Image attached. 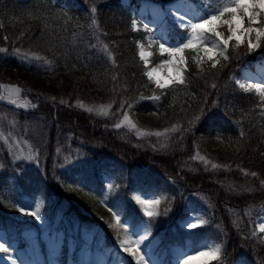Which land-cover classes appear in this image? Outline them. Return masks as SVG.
<instances>
[{"label": "trees", "instance_id": "obj_1", "mask_svg": "<svg viewBox=\"0 0 264 264\" xmlns=\"http://www.w3.org/2000/svg\"><path fill=\"white\" fill-rule=\"evenodd\" d=\"M142 1L0 0V230L40 232L15 218L27 197L65 237L77 238L78 225L98 231L101 249L116 248L120 231L93 197L106 188L136 225L144 217L132 193L152 190L164 199L148 220L167 254L210 239L222 245L210 264H264L255 228L264 215V98L232 79L262 63L264 41L251 53L230 42L228 60L190 67L184 84L160 89L137 54L132 21ZM191 211L203 223L184 231Z\"/></svg>", "mask_w": 264, "mask_h": 264}, {"label": "rangeland", "instance_id": "obj_2", "mask_svg": "<svg viewBox=\"0 0 264 264\" xmlns=\"http://www.w3.org/2000/svg\"><path fill=\"white\" fill-rule=\"evenodd\" d=\"M209 6L210 5H207L204 6L205 8H203L202 5L200 6V8L197 4L190 0H171L163 6L152 1H143L140 3L137 10L139 18L135 19V21L137 22V27L139 28L137 32L140 41L138 42L144 44L145 51L152 53V55L149 57V64L146 68V71H149L152 68H157V75L162 80L167 79L169 75H175V69L172 66L169 65L161 67L163 62L168 60L169 57L167 56V54H160L158 42L151 43V47H149V32L145 30L144 26L147 25L150 32L153 33L157 38L163 36L168 39L169 44H175L177 40H179L182 36H186L187 32L185 29L180 28L173 22V15L171 13H176L177 9L179 10V12H187L189 16L193 17V22H196L195 17L202 14L203 10L207 9ZM243 26H247L246 21L244 22ZM175 29H182L184 33L178 34L176 36L177 38H174V43H172L170 41V36L173 35L167 33H171V30H173L174 32ZM218 30L221 31L225 37L229 35L227 26H222ZM241 38L244 41L241 45H247L246 38ZM230 42L235 45V40H232ZM184 55L186 59V69L192 67L195 71H199L205 67H208V65H212L211 61H207L205 59L198 67L197 63L193 60V57L196 56L197 53L191 50H186ZM200 55H203V53L201 52ZM222 58L223 57H219V60L221 61ZM243 78H248V83L258 82L262 78H264V61L263 64L255 65L252 70L247 66L242 67L238 75L233 77V80L236 82V80H241ZM170 85L172 84H169V86ZM104 181L108 183L109 178L104 177ZM136 197H140V199H153L151 195L133 193V198L137 202ZM25 201L26 202L24 204L19 205L16 211V216L18 218L26 217L28 219H35L37 223H39L40 227L43 230L41 234V240L46 244L47 255L45 257V254H43V252L39 248V243L33 229L24 230L21 232V237L24 242L22 246H18L15 239L8 240L4 232L0 231V243H5V246L8 248V251L6 253H0V264H57L55 257L57 256L58 251L61 250L60 248L62 243V234L60 232H55L48 229L47 223L43 219L41 210L39 211V215L41 217L40 219H36L34 216L26 215L24 212H21V207L25 209V212L35 210L36 204L34 202L29 200ZM98 201L100 205L111 211L112 216L113 212H117L120 215V224L116 223L114 216L113 220L115 225H117L122 230L121 243L123 240H130L133 242V246H135L134 241L139 239L141 235H146L147 238L142 242L140 248L145 255V259L148 261V264H180V261L184 258L185 254H191L195 249L204 250L206 246H215V244H212L210 242H204L197 247L188 246L186 248H176L173 253V259L171 260L169 257L167 258L168 260H166V255H164L158 249V239L151 237V229L147 223H143L140 226H131L130 221L123 219L121 217V212L115 206L110 204L106 195L98 197ZM139 205L143 211L144 206L141 204ZM157 206L156 211L158 209ZM190 220L193 222L198 221V219L194 215H191L189 219L182 224V226L184 228H188L186 225ZM261 224H264V217H261L256 221V228L258 231L259 225ZM80 231L85 244L80 249V251H78L77 262L75 264H137V258L129 255L123 250L124 245L121 246L120 251L118 252L108 251L103 253L98 249L97 244L93 242L92 231H87L84 228H81ZM261 233L264 237V232ZM68 243L70 248H72L73 241L70 239ZM67 264L72 263L69 260Z\"/></svg>", "mask_w": 264, "mask_h": 264}, {"label": "snow or ice", "instance_id": "obj_3", "mask_svg": "<svg viewBox=\"0 0 264 264\" xmlns=\"http://www.w3.org/2000/svg\"><path fill=\"white\" fill-rule=\"evenodd\" d=\"M215 4V6H211ZM91 14L93 17L96 13V8H91ZM173 15V22L180 28L186 30L187 35L182 36L175 44H169L168 39L161 36L157 38L153 33L150 32L147 25L145 30L149 32L148 39L151 43H159V52L161 55L167 54L168 60L164 61L161 67L172 66L175 69V75H169L167 79H161L158 75V69L152 68L144 73L149 81H153L156 86L160 89H165L169 84H184L185 77L183 73L186 69V59L184 53L186 50L196 52L197 55L193 57V60L199 67L202 62L206 59L212 62V67L215 68L219 65V57H223L224 60H228V48L230 41L235 40V47L239 48L244 42L241 37H245L247 40L248 52L251 53L260 48L261 42L264 41V0H210V6L204 9L202 14L195 17L189 16L187 12H179L177 9ZM247 22V26H243L244 22ZM93 25L96 24L95 19L92 20ZM133 30L138 31L137 22L133 20ZM222 26H227L229 35L227 37L218 29ZM239 33V34H238ZM168 45V46H166ZM106 48V46H105ZM138 56L143 61L145 67H148L149 57L152 55L151 52L145 51L143 43L137 42ZM6 49L0 48V52H4ZM203 55H200V53ZM34 59H41L40 57H33ZM248 78L236 80V83L245 92L255 90L262 98H264V78L258 82H247ZM3 87V86H0ZM9 91L15 94L20 93L18 87L12 86ZM159 99V97H153ZM11 103L15 104L16 101L12 100ZM92 111V109H88ZM98 114L107 115L106 111L101 110ZM123 120L131 124L132 128L136 125L132 124L129 120L128 115L125 113ZM116 128L122 126L121 123L114 125ZM173 131H179L176 126H173ZM166 132L168 130H165ZM157 136L163 135V133H154ZM216 167V165H213ZM252 176H256V173H251ZM264 184V181H262ZM137 203L144 206V215L147 217H154L159 213L156 211V206L160 203L159 199H140L136 197ZM21 212L26 215L34 216L36 219H40L39 205L35 206L34 211H27L23 207L20 208ZM167 212V209L165 210ZM116 223L120 224V215L117 212H113ZM203 221H189L187 227L194 229L199 226ZM111 226V225H110ZM259 231L264 232V224L259 225ZM146 235H141L139 239L133 242L130 240H123V250L129 255L137 258V264H148L145 259V255L140 248L142 242L146 239ZM8 248L5 243H0V253H6ZM222 254V245L206 246L204 250L195 249L191 254H185L184 258L180 261V264H210L212 261L220 260Z\"/></svg>", "mask_w": 264, "mask_h": 264}]
</instances>
